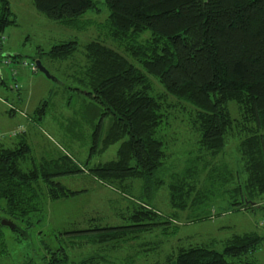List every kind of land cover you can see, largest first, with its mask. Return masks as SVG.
I'll use <instances>...</instances> for the list:
<instances>
[{
  "label": "trees",
  "instance_id": "trees-1",
  "mask_svg": "<svg viewBox=\"0 0 264 264\" xmlns=\"http://www.w3.org/2000/svg\"><path fill=\"white\" fill-rule=\"evenodd\" d=\"M104 1L108 13L98 26L105 37L84 43L86 65L69 74L64 71V78L54 74L58 81L90 97L79 112L92 128L87 162L120 141L117 155L90 166L66 150L41 160L25 137L19 139V146L0 144V210L16 224H3L0 216V258L10 253L7 229L22 240L31 239L30 231L16 220L42 212L41 198L57 200L86 190L66 185L58 178L65 174L87 170L105 184L124 185L125 193L130 192L126 196L134 201L133 211L126 215L129 221L52 228L55 240L51 243L41 238V254L27 257L23 264H76L68 251L66 236L70 241L81 237L87 242L113 245L169 221L158 219L164 214L154 203L159 188L166 183L168 167L164 141L158 135L167 114L166 103L164 96L154 91L152 77L168 94L196 109L200 149L213 156L225 149L228 130L235 119L230 107L234 100L242 108L247 132L239 146L246 178L225 189L234 177L226 162L221 167H208L206 161L201 167L198 157H190L182 175L172 173L168 184L172 205L185 208L190 198L192 204L202 206L195 219H204L212 216L206 206L226 191L233 197L229 205L233 209L258 206L255 198L264 193V0ZM33 3L49 18L78 28L87 24V13L96 9L95 0ZM16 23L11 1L0 0V32ZM108 38L115 45H110ZM78 48L77 39L67 38L48 50L40 47L35 58L70 60ZM8 55L14 62L21 59L19 53ZM48 101L34 110L35 125L48 113ZM9 111L13 113L14 108ZM76 123L71 120L65 127L73 138L77 135ZM205 168L207 177L198 188L199 172ZM135 179L140 184L133 192L130 180ZM33 223L26 220L29 228ZM168 226L165 224V228ZM263 241L264 233L256 230L236 232L222 249L194 244L181 247L169 261L155 264H264L252 255ZM95 257L88 255L80 262Z\"/></svg>",
  "mask_w": 264,
  "mask_h": 264
},
{
  "label": "rangeland",
  "instance_id": "rangeland-1",
  "mask_svg": "<svg viewBox=\"0 0 264 264\" xmlns=\"http://www.w3.org/2000/svg\"><path fill=\"white\" fill-rule=\"evenodd\" d=\"M10 1L17 17V23L10 24L2 31L6 37L0 41L6 51L14 54L19 53L21 59L13 63L14 67L18 69L16 76L12 74L11 66L2 65L0 138L5 137L3 141L19 146V139L25 137L32 144L31 147L36 156L41 160L43 156L57 157L65 150L85 165L89 164L90 166L115 158L120 141L111 144L106 151L96 154L88 162L86 160L90 146L89 134L92 128L80 113L86 102L90 101V97L82 91L69 87L68 83L47 77L41 70L33 71L29 66L22 64L23 60L37 59L38 57L35 58V56L40 47L48 50L56 42L73 38L78 40L79 48L72 59L59 61L43 56L42 61L61 78H64L62 76L64 71L69 74L83 68L87 62L83 50L84 43L90 39L105 37L98 26V23L104 20L108 13L105 1L95 0L96 9L87 13L89 21L80 28L69 27L49 18L36 8L33 0ZM106 41L110 45H115L110 38ZM4 53L5 51L1 52V54ZM16 80L20 83L19 88L14 86ZM68 80L71 79L68 78ZM152 80L154 91L164 96L163 100L166 103L165 112L167 114L158 130V135L164 141L165 161L168 167L166 183L159 188L154 203L164 214V216L160 215L158 219L167 218L170 222L159 224L137 238L128 241L121 240L113 245L111 243L100 245L87 242L81 237L73 238L70 241L71 238L66 236L68 251L76 264H155L174 258L181 247L204 244L222 249L226 241L236 232L256 230L264 233V193L255 198L258 206L233 209L229 206L233 197L230 192L226 191L223 196L206 206V211L211 212L212 216L204 219H195L201 213L202 206L192 204L190 198L185 208H177L172 205L168 189L172 173L178 172L182 175L183 168L190 157H198V165L201 167L206 161L208 167L212 165L221 167L226 162L233 170L234 177L226 184L225 189L232 188L243 178H246L247 173L243 167L239 146L247 132L243 124L242 108L234 100L230 107L235 119L229 127L225 149L215 156L200 149V130L195 122L196 109L191 104L168 94L156 78L152 77ZM19 91L25 95L23 100L19 99L13 103L16 105L14 106L16 110L20 108L29 111L36 110L45 100L49 99L48 108L45 109L48 113H45L43 121H39L38 125L24 123V130L19 126L21 113H18L12 120L9 114V109L12 107L5 98V96L13 97ZM28 95L31 96L29 102H27ZM71 120L78 121L75 126L77 135L75 134L74 138L65 129L70 125ZM13 127L15 129H12ZM22 130L23 132H21ZM199 177L200 182L197 187L201 188L207 177L206 168L200 170ZM58 178L71 188H86V190L75 196L57 200L45 196L44 199L41 198L43 200L42 212L29 214L23 220H16L20 227L30 231L31 235H29L32 240H22L10 229H7L10 253L0 258V264H23L29 259L27 257L41 254V238L44 237L45 241L51 243L52 240H55L52 228L57 230L80 226L88 227L89 224L93 225L94 223L119 224L129 221L126 215L133 211L134 201L126 196L129 190L125 193L124 185L120 183L114 186L105 184L87 170L61 175ZM130 182L133 187L131 186L129 189L134 192V188L138 187L140 180L135 179ZM0 216L4 217L1 210ZM27 219L34 222L31 228L27 227ZM165 224L169 226L165 228ZM93 254L96 255L94 260L80 262L83 257ZM103 254H106L105 257L101 256ZM252 255L257 260L264 262V241Z\"/></svg>",
  "mask_w": 264,
  "mask_h": 264
},
{
  "label": "crops",
  "instance_id": "crops-1",
  "mask_svg": "<svg viewBox=\"0 0 264 264\" xmlns=\"http://www.w3.org/2000/svg\"><path fill=\"white\" fill-rule=\"evenodd\" d=\"M1 51L3 52V51H6L3 47H2V49H1ZM7 52V51H6ZM0 75L2 76V79H3V67H1L0 68ZM24 95L25 94H23V92H21V91H19L18 92V94H15V95H13V97L12 96H8V97H6L5 96V98H6V100L8 101V103H9V105L11 106V107H13L14 108V106H16V105H14L13 103H15V102H17V100H23L24 99ZM18 98V99H15V98ZM29 101H31V96H29L28 95V98H27V102H29ZM8 105V106H9ZM18 111V112H17ZM18 113H21L20 114V121H19V126L24 130V123H30V124H33L34 125V120H33V117H34V110H32V111H29V110H26V109H23V108H20L19 110H16V109H14V112L13 113H10V111H9V114H10V117L12 118V120H13V118L18 114ZM29 120V121H28ZM44 120H45V118H44ZM43 121V120H42ZM16 127V126H15ZM15 127H13L12 129H15ZM23 130L21 131V132H23ZM14 133V132H13ZM12 137H14V136H12ZM3 138H5V137H3ZM3 138H0V144H2V145H5V146H8V147H14V144L13 143H9V142H5V141H3V140H5V139H3ZM16 146V145H15Z\"/></svg>",
  "mask_w": 264,
  "mask_h": 264
},
{
  "label": "built area",
  "instance_id": "built-area-1",
  "mask_svg": "<svg viewBox=\"0 0 264 264\" xmlns=\"http://www.w3.org/2000/svg\"><path fill=\"white\" fill-rule=\"evenodd\" d=\"M5 37H6L5 34L3 32H1L0 39L3 40ZM2 47H3V45H2V42L0 41V49ZM13 63H14V60L10 55L0 54V67H2L3 64L11 66L12 74L15 75L17 73V68L14 67ZM22 63L29 65L30 69H32L34 71H37L39 69V66H38L36 60H29V61L23 60ZM19 85H20V83L18 81H15L14 86L18 87Z\"/></svg>",
  "mask_w": 264,
  "mask_h": 264
},
{
  "label": "water",
  "instance_id": "water-1",
  "mask_svg": "<svg viewBox=\"0 0 264 264\" xmlns=\"http://www.w3.org/2000/svg\"><path fill=\"white\" fill-rule=\"evenodd\" d=\"M4 54H13L12 52H10V51H5V53ZM36 62H37V64H38V66H39V69L47 76V77H50V78H52V79H55V80H58V77L54 74V73H52L50 70H49V68L42 62V60L40 59V58H37L36 59ZM1 222L3 223V224H7V225H10V226H12V227H14V226H16V224H15V222L12 220V219H10V218H7V217H3L2 219H1Z\"/></svg>",
  "mask_w": 264,
  "mask_h": 264
}]
</instances>
